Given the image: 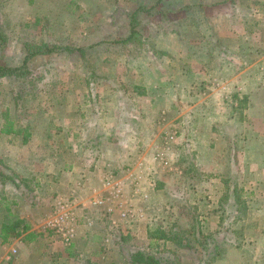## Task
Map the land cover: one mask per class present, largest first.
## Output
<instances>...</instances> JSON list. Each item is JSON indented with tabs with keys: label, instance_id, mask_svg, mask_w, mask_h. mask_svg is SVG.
I'll return each mask as SVG.
<instances>
[{
	"label": "rangeland",
	"instance_id": "1",
	"mask_svg": "<svg viewBox=\"0 0 264 264\" xmlns=\"http://www.w3.org/2000/svg\"><path fill=\"white\" fill-rule=\"evenodd\" d=\"M200 43L215 49L208 52L215 64L228 55L245 62L237 67L250 66L235 82L251 79L262 106L264 0H0V66L20 68L0 77V173L7 176L0 228L9 208L12 218L32 213L38 228L46 219V230L61 238L46 225L58 195L73 170L98 164L103 180L112 174L113 181L95 208L118 206L114 220L122 225L110 231L116 257L107 264H129L135 248L160 264H264V108L251 112L247 131L245 95L235 106L228 92L218 97L210 89L215 108L199 107L204 94L190 90L201 79L187 81L183 69L204 59ZM169 75L180 94L173 111L164 90ZM156 88L161 105L149 113L142 107ZM183 111L184 124L168 126ZM228 117L239 118L234 129ZM188 118L201 120L194 145L183 131ZM10 123L18 134L1 132ZM142 132L153 140L150 151ZM202 144L214 150L218 169L199 165L196 156L208 158ZM136 157L143 182L133 178L135 163L126 164ZM124 169L127 178L118 175Z\"/></svg>",
	"mask_w": 264,
	"mask_h": 264
},
{
	"label": "crops",
	"instance_id": "2",
	"mask_svg": "<svg viewBox=\"0 0 264 264\" xmlns=\"http://www.w3.org/2000/svg\"><path fill=\"white\" fill-rule=\"evenodd\" d=\"M199 47L207 51L203 53L204 59L199 62L198 61L193 62L195 65L192 68L191 66H187L189 64H186L185 65L186 70L183 69L184 73L182 72L184 78H186V80L189 82L192 81L193 78L195 77L201 79L202 87L198 86V88L195 91L190 90V92H192L191 94H193V92L195 94L198 92L200 95L204 94V99L206 98V100L204 101V103L200 104L199 107L205 108L207 114L210 113V108H215L214 102L211 101V99L209 98V95L211 94L207 93L208 90L213 89L214 91H217L215 93L217 94L218 97L220 94L223 95L224 93L228 92L230 96H232L233 98L232 100L234 101L233 103L235 104V106L237 105V101L235 98L245 95L247 98H249L248 101L249 106L247 110L249 116H247V120L244 118L242 119L244 123L247 122L245 124L246 126L244 129L250 131L251 112H254L255 110H257V108H264V99H263V104L261 106L260 103L261 97L256 98V95L258 94L255 91H251V79L249 80L250 83H248L247 86L243 84H236L235 82V80H237L236 77L238 78V76L245 74L247 72V69L248 72L250 71V66L248 68V66L246 65V67H243V69L242 67H237L236 66L237 64L244 65L243 63L245 62L244 61L238 62L235 58H232L231 56L228 55H225V57L224 56L220 57L219 58L220 63L215 64L211 59L212 57H208V55H210L208 52L215 49L210 48L211 45H208L207 43H200ZM221 54H225V52H223L222 50ZM263 58L264 56H260L258 59L261 61V59L263 60ZM187 63H189V61ZM261 64L264 65V62L262 61ZM166 81L169 87L166 86L164 90L168 91V95H167L169 98L167 99L169 104L168 107H171L169 109L172 111L175 110L176 105L179 108H181V105L178 103L179 99L177 97V95H180L179 90L175 88L177 81L176 77L174 75L173 76L169 75ZM253 81H255V79H253ZM209 83H211V85H209ZM141 92L143 91L141 90ZM159 92L160 89L159 90L157 88L152 89L150 94L148 93L150 100L147 101L142 108H148L149 113L153 108H160L161 104L158 98ZM251 96L254 97V99L251 100ZM224 102L227 103L228 100ZM193 108L195 107L191 106L190 109H192L194 113ZM240 110L242 111V109ZM185 113L186 112L184 111L177 113L172 119L168 120L167 123L168 126L175 127L176 129H178L182 124H184L182 122V119ZM176 117L178 118L181 117V118H179L178 120H174L176 119ZM234 119L235 118L228 117V121H232L231 123H233L232 126L233 129L235 128V125H237L239 118H236L235 120ZM180 120L182 124L178 123ZM209 121L211 122V120ZM186 123H187L186 124L187 128L185 127L186 129H183V131L185 132L187 140H190L192 142V143L190 142L189 145H194L193 144L194 139L195 140L200 139V135L197 136V134H200L199 130L201 128V120L197 122L195 118L194 119L188 118L186 119ZM205 123H206V119H205ZM141 124L142 126L145 125L143 122ZM142 133H143L142 136H144L142 140V145L144 144L143 147H146L147 150L150 151L151 150L150 142H152L153 140L151 141L149 140V136L147 135L146 132H142ZM168 136L170 137L168 138V141H170L171 143L172 139L174 138V135L173 136L168 135ZM123 145L124 147L125 146L127 147L128 144L125 143ZM202 145L203 146H200V148L202 149L203 152H205V154H207L209 159L203 156L201 157L200 155L196 156V159L198 160L201 158L202 162H200L199 165H202L204 168L215 167L216 169H218V167L215 165V161L212 164L213 160L217 161V159L212 158L213 157L212 155H214L213 154L214 150L210 149L209 145L207 146L204 144ZM232 145H233V140H232ZM210 155L212 156L211 159H210ZM148 156L149 154L147 155V162L150 160L154 166V162L151 160V158H148ZM141 159H142L141 157H136L132 162L126 164L133 165L135 163L132 169V171H135L133 178H137L138 181L140 180V182H143L144 179L143 174L135 168L137 166L136 163L139 162ZM106 165H108V162L106 163ZM96 166L99 168H96L94 170H92V168H89L86 170L85 167L84 168L78 167L77 170H73L71 172V175L73 177L72 183L69 184L67 190L64 193L58 195L60 196V200H64L66 197L73 196L74 203L76 204V212L78 218L76 222V232L75 235L73 236L72 242L68 245L64 244L61 241V238H59L56 235H53V233L50 230L47 231L46 228L44 227V223L46 220V219L44 220V217L42 219L44 220V222H41L42 224H40V227L38 228L37 218L36 220H34V218L32 219L33 217L32 213L30 214L29 211H27V213L29 212L28 214L20 213L18 218L23 219L24 223L28 226V228L18 237L16 238L9 237L7 241H5L4 243H0V264H101L102 262L107 264L108 261L113 260L114 257H116L114 251L109 249L111 245L108 244H111L112 242L111 230L112 229L117 230V226L118 228L122 227L120 223L119 225H117L114 220L116 213L118 211L117 210L118 206L112 204L109 205L106 204L105 206L104 204V206L101 209H99V208H95V205L92 204V200L101 197L105 193L103 192V190L108 188L105 185L102 175L103 172L102 170H106V169H102L101 166L98 164H96ZM124 171L125 169L122 170V172L118 171V175L119 176L124 175L127 178L129 172H124ZM82 176H84V179ZM152 176L155 175L151 174V177ZM55 179L56 178L54 177L53 180ZM163 179H165L164 176L162 178V181H164ZM157 185L160 186L163 184L158 183ZM149 186L150 185H148L146 191L150 190ZM152 189H154V187ZM55 201L56 199L54 200L51 206V210H53L54 208L53 206L55 204ZM121 204H120L121 207L126 205L124 201H122ZM57 205L58 203L56 204V206ZM24 207L27 208V206L25 205ZM11 212L13 213L14 211L11 210ZM141 213L143 214V217L141 218L143 220V218L145 217L143 210ZM49 214L51 215V213ZM103 220L105 221L103 222ZM92 232H94V234H92ZM98 243H100L99 247H97ZM100 245L103 247H101ZM106 245L109 247H105ZM92 247L94 248L92 249ZM74 248L77 249L75 250L76 251L75 254L73 253ZM79 257L82 258L79 259ZM109 264H114V263L110 262Z\"/></svg>",
	"mask_w": 264,
	"mask_h": 264
},
{
	"label": "trees",
	"instance_id": "3",
	"mask_svg": "<svg viewBox=\"0 0 264 264\" xmlns=\"http://www.w3.org/2000/svg\"><path fill=\"white\" fill-rule=\"evenodd\" d=\"M27 59V57H26ZM26 59L23 67H26ZM19 66L16 67H8V66H0V77L11 75L19 71ZM17 76H21L20 74H16ZM1 132L5 134L16 133L18 134V130L12 129L11 123L9 125L4 126L1 129ZM28 133H25L23 143L27 142ZM7 176L0 173V179L2 181L5 180ZM7 220L3 221L0 228V243H4L8 240L9 237L16 238L26 231L28 226L24 223L23 219L14 217L12 218V212L9 208L6 210ZM28 237V236H27ZM127 258L130 264H160L159 259L151 253H147L141 249L135 248L134 250H129L127 253Z\"/></svg>",
	"mask_w": 264,
	"mask_h": 264
},
{
	"label": "built area",
	"instance_id": "4",
	"mask_svg": "<svg viewBox=\"0 0 264 264\" xmlns=\"http://www.w3.org/2000/svg\"><path fill=\"white\" fill-rule=\"evenodd\" d=\"M112 181L113 175L106 174L104 182L108 188L111 187L110 184ZM67 198L69 199L59 200L53 217L46 222V225L48 226V229L50 228L54 233L59 234L65 244H70L74 236L73 225H76V214L71 206V197L69 196ZM103 202L104 200L102 198L92 200V204H94L95 207L102 205ZM125 214L126 212H122V215Z\"/></svg>",
	"mask_w": 264,
	"mask_h": 264
}]
</instances>
